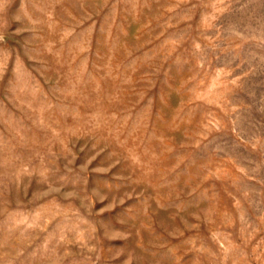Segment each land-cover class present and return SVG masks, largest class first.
<instances>
[{
    "label": "rangeland",
    "instance_id": "374dc122",
    "mask_svg": "<svg viewBox=\"0 0 264 264\" xmlns=\"http://www.w3.org/2000/svg\"><path fill=\"white\" fill-rule=\"evenodd\" d=\"M0 264H264V0H0Z\"/></svg>",
    "mask_w": 264,
    "mask_h": 264
}]
</instances>
